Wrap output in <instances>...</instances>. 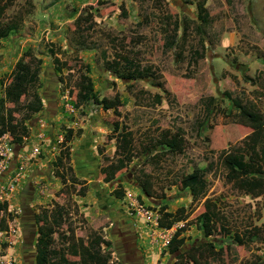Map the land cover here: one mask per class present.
I'll list each match as a JSON object with an SVG mask.
<instances>
[{"label":"rangeland","instance_id":"obj_1","mask_svg":"<svg viewBox=\"0 0 264 264\" xmlns=\"http://www.w3.org/2000/svg\"><path fill=\"white\" fill-rule=\"evenodd\" d=\"M203 17L207 25L199 35L193 27ZM184 21L189 28L181 54L176 56L175 47L163 51L165 33L180 43ZM0 23L15 26L0 39V94L10 70L22 68L29 56H35L40 67L37 93L42 104L38 111L24 100L19 105L30 113L23 121L28 132L19 143L12 140V150L24 148L33 155L11 196L5 198L8 195L0 193V206L4 203L6 208L0 210V264H35L36 225L29 224V215L26 219L21 215L22 202L32 213L62 204L75 236L85 241L87 236L101 233L98 244L102 248L111 242L113 262L119 257L108 226L116 222L111 218L125 213L135 225L143 264L174 261L165 243L183 221L169 229L152 225L161 205L167 211L183 206L187 212L181 250L206 239L195 226V216L212 209L222 215L228 231L212 232L215 258H207L205 264H264V188L251 195L234 187L225 178L224 160L230 151L242 153L246 160L264 142V59L260 57L264 55V0H11ZM199 36L203 37L201 59L187 65L189 51L199 48ZM47 47L59 59V72ZM113 54H125L141 66H149L154 78L132 81L114 76L101 62ZM86 76L98 97L116 95L121 104L104 110L86 101L73 107L75 83ZM224 90L261 113L262 123L251 129L237 122ZM209 95L214 97L217 110L205 122L202 104ZM121 124L131 131L134 158L115 174V180L103 182L97 167L115 159L113 136ZM67 127L81 128V140L87 135L92 140V154H88L92 157L88 171L85 168L83 173L88 181H78L85 190L67 179L68 160L58 168L51 164L57 155L56 141ZM37 144L49 150L44 160L49 162V169L40 163L48 171L34 176L30 170L36 168L40 155L31 149ZM52 146L56 148L54 155ZM13 151L10 159L15 161V168L17 150ZM68 157L72 169L71 155ZM191 163L207 168L203 196L195 201H190L187 189L177 188L180 176L191 171ZM142 171L149 174L148 196L135 181ZM26 184L31 192L22 194ZM112 188L121 189L119 198L113 196ZM204 199L208 206L203 205ZM252 226L258 228L260 239L240 246L230 239L233 232ZM56 231L67 232L64 224Z\"/></svg>","mask_w":264,"mask_h":264},{"label":"trees","instance_id":"obj_2","mask_svg":"<svg viewBox=\"0 0 264 264\" xmlns=\"http://www.w3.org/2000/svg\"><path fill=\"white\" fill-rule=\"evenodd\" d=\"M11 3V0H0V17L4 9ZM77 19V18H76ZM207 20L201 18L200 22L195 24L194 31L199 35L204 33ZM12 23H0V39L14 29ZM189 28V24L184 21L182 26L180 43H176L169 35L165 33L162 41V50L168 51L172 47L177 48L176 56L182 52V42ZM192 28V27H191ZM198 49L189 51L187 65L201 59L203 51V37H198ZM51 55V61L54 64V69L59 72L61 68L59 65L58 57L52 52L50 47H47ZM103 57L105 56L101 51ZM264 59V55L260 54ZM102 65L114 76L124 80H136L139 78H154V70L149 66H141L134 58L125 54H113L112 58H101ZM39 71L40 67L37 64L35 56H29L22 68H12L8 74V79L3 86L0 94V133L8 131L12 140L16 143L21 141V136H25L28 132L24 120L29 119V112L23 111L21 100H24L26 105L33 107L35 111L41 109V100L37 93L39 84ZM244 79L250 80L244 76ZM165 93H167V90ZM225 96L233 108V115L237 122L254 129L258 127L262 121L263 116L258 111L247 105L241 100L240 97L233 95L229 90H224ZM160 96L156 95L155 99L159 100ZM86 101H91L102 109H114L121 104L119 98L114 95L113 97L101 96L98 97L97 93L93 91L92 82L88 76L78 80L75 83L74 97L72 106L77 108L82 106ZM204 111V119L207 121L209 115L215 114L217 110L214 97L207 96L202 104ZM21 113L17 117L15 114ZM19 120V121H18ZM19 124L16 126L15 124ZM114 136L116 157L113 161H108L99 167V172L102 174L103 182H107L115 176L121 169H123L133 158V149L130 144L131 131L127 129L124 124H121L117 129ZM115 131V130H114ZM81 133L80 128L73 130L71 127L64 129L63 143L57 155L54 157L51 164L58 168L64 160H69L68 142L72 136H78ZM159 153H162L159 152ZM240 152H228L224 155V160L227 163L225 178L232 183L237 189L249 193L251 195L259 194L264 188V142L259 145L256 150L251 151L247 159L243 158ZM69 165V164H68ZM191 171L184 173L177 181V188L180 190L187 189L190 193V201L197 200L203 196L206 181L204 179L205 167L200 168L196 164L191 163ZM67 179L70 184H78L79 190H85L84 186L80 185L81 180H78L72 172L71 166H67ZM140 173V168L138 170ZM142 176H136L135 181L145 195H150L151 183L149 174L141 172ZM65 178L61 181L64 185ZM75 190V188H73ZM114 196L119 198L121 196L120 188H113ZM139 196L136 200L139 202ZM207 200L204 199L203 205L208 206ZM5 204L0 206V210L5 211ZM166 207L161 205L159 207V216L163 217L158 219L157 225L160 228H170L173 224L183 221L180 226H176L165 243L166 252L174 255L173 264H205V260L215 258V249L211 236L212 232L216 231L218 234H224L228 230L225 225V220L221 214L212 209H205L195 216V226L202 231L205 240L193 242L189 247L180 249L184 245L185 236L182 232L186 229V210L183 206L177 207L173 211L164 210ZM9 213H6L8 217ZM34 223L36 225V235L33 242L34 248V263L35 264H120L119 261H112L111 242H107L102 248L98 242L101 240V233H94L90 237H86L83 241L82 237L75 236L73 228L67 223L66 215L64 213V206L53 204L50 208L42 207L38 212L33 213ZM62 224L65 225L66 233L62 234L56 231ZM230 239L235 245H247L248 243L260 239L258 228L255 226L243 229L241 232H233ZM181 250V251H179ZM179 251V252H178ZM207 255V256H205ZM68 256L73 258L69 259Z\"/></svg>","mask_w":264,"mask_h":264},{"label":"crops","instance_id":"obj_3","mask_svg":"<svg viewBox=\"0 0 264 264\" xmlns=\"http://www.w3.org/2000/svg\"><path fill=\"white\" fill-rule=\"evenodd\" d=\"M81 132H82V130H81ZM81 137H82L81 133L78 136H72V138L68 142H66V144L68 145V154L71 155V159H72L73 165H74L73 168H72L73 169L72 172L74 171L73 175L76 178L80 177V180L81 179H85L86 181H88V179H87L88 176L83 174V173H84V169L85 168H86V171H88V168H89L88 165L90 164V160H91L92 156H90L88 154L92 152V150L90 148L92 146V140L89 137V135H87V138L84 141L81 140ZM14 149L17 150L16 151L17 152L16 153V158L17 159L19 158L20 155H26V156H28L30 158H31V155H33V154L29 153V152H25L24 148L17 149L16 147H14L13 150ZM38 153H39L40 157L38 155L39 158H38V160L36 162L37 166H36V168H33V169L30 170L31 172H33L34 176L44 175L49 169L48 168L49 166L47 167L49 162L47 163L46 161H44L45 158L48 157L47 156L48 153H49L48 148L47 149H45V148L42 149L41 148ZM53 155H54V153H53ZM36 157L33 156V159H37ZM69 160H68V164H69ZM10 161H11V163L0 174V178L3 179V180H5V178L9 174V170L12 171L14 169L13 164L15 163V161L13 159H10ZM110 161H113V160H110ZM97 162L98 161L96 159V163ZM40 163H42L43 165L45 164L48 169L45 170V168H41L43 166H41ZM99 167L100 166H98L97 168H99ZM31 172H29V173H31ZM113 178L115 180V176ZM89 179H90V177H89ZM78 180H79V178H78ZM115 184H118L117 180H116ZM28 189H29L28 188V184H26V189L22 190L23 194H24L25 191H26L25 193H27ZM111 219H112L113 222H115V221L116 222H115L114 225H109L108 226L109 227L108 233H109V236L114 238V241L116 240V242H114V245H115V248L117 250L116 252H117V255L119 257L118 260H120V263L121 264H126L128 259L131 260L132 255H133V256H136V258L139 260V262H140L139 264H143L142 263V254L140 252L141 250L138 249V246L136 245L137 236L136 235L134 236V234H135V225L133 223L132 218H130L129 216H127L124 213V214L121 215V217H117V218H114V219L111 218ZM154 219L155 220H153L151 222V224L152 225L154 224V226H158L157 225V221H158V219H160V216L156 215ZM144 225L148 226L147 223L145 222V219H144ZM166 229H169V228H166ZM171 233H170V235H171ZM150 235H151V232H150ZM169 236H168V238H169ZM149 241H150V237H149ZM166 242H167V240H166ZM150 243L152 244L151 241H150Z\"/></svg>","mask_w":264,"mask_h":264},{"label":"built area","instance_id":"obj_4","mask_svg":"<svg viewBox=\"0 0 264 264\" xmlns=\"http://www.w3.org/2000/svg\"><path fill=\"white\" fill-rule=\"evenodd\" d=\"M21 138L26 139V136H21ZM58 143L57 153L59 149L62 147L61 144L63 143V136L62 138L59 137L56 141ZM66 144V143H64ZM40 144L35 145L32 147V153L38 154L40 150ZM55 146L50 148V152H55ZM12 155V136L8 131H3L0 133V174L6 169L8 166V162ZM53 155V154H52ZM30 157L26 155H20L18 160V165L12 170L11 173L7 175L5 180L0 178V193H3L5 198L11 196L14 192L15 188L19 185V182L23 175V167L26 165V161L29 160ZM6 232V231H4Z\"/></svg>","mask_w":264,"mask_h":264},{"label":"flooded vegetation","instance_id":"obj_5","mask_svg":"<svg viewBox=\"0 0 264 264\" xmlns=\"http://www.w3.org/2000/svg\"><path fill=\"white\" fill-rule=\"evenodd\" d=\"M29 190V189H28ZM31 192V190H29ZM28 193V192H27ZM23 194V192H22ZM25 194V192H24ZM32 212H30V210L27 207V203L24 204L23 202L21 203V215L26 219V216L29 215V218H31V221L29 224H31V226L33 227L34 222L32 221ZM31 228V227H30ZM32 231V228H31ZM124 248V247H123ZM129 255V254H128ZM120 263V260H118ZM128 262V263H127ZM126 262V264H139V260L136 258V256L132 255L131 260L128 259V261ZM121 264V263H120Z\"/></svg>","mask_w":264,"mask_h":264},{"label":"water","instance_id":"obj_6","mask_svg":"<svg viewBox=\"0 0 264 264\" xmlns=\"http://www.w3.org/2000/svg\"><path fill=\"white\" fill-rule=\"evenodd\" d=\"M13 152H15V151H13ZM26 192V191H25ZM25 194H27V193H25ZM32 221L34 222V218H33V215H32Z\"/></svg>","mask_w":264,"mask_h":264},{"label":"clouds","instance_id":"obj_7","mask_svg":"<svg viewBox=\"0 0 264 264\" xmlns=\"http://www.w3.org/2000/svg\"><path fill=\"white\" fill-rule=\"evenodd\" d=\"M12 152H13V150H12Z\"/></svg>","mask_w":264,"mask_h":264}]
</instances>
